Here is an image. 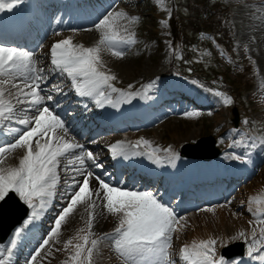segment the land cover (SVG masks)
<instances>
[{"label": "snow or ice", "instance_id": "snow-or-ice-1", "mask_svg": "<svg viewBox=\"0 0 264 264\" xmlns=\"http://www.w3.org/2000/svg\"><path fill=\"white\" fill-rule=\"evenodd\" d=\"M156 2L162 10L168 11L171 18L172 10L166 7L165 0ZM22 3L24 0H0V12H12ZM121 21L131 25L137 23L139 17L130 16L124 11H108L95 24L100 32L95 46L73 43L71 37L53 43L50 48L51 67L47 72L37 67L39 61L34 52L0 43V121H14L19 125L9 128L8 135L12 136V140L0 146V201L10 193H15L31 210L23 226L16 228L9 244H0V264H14L16 250L31 231L29 226L34 225L41 214L52 206L61 180V168L65 172L70 170L62 194L68 198L66 206L62 207L47 238L38 244L26 264H42V259L38 262V258H41L45 246L50 245V242L53 247L61 243L62 225L77 206L83 208L81 219L85 226L77 231L76 236L63 241L64 249L72 248L65 264H94V252L102 241L110 243L122 264H178L173 259L171 249L174 234L179 230L178 226L183 228L181 221L185 217L178 215L174 208L153 191L123 188L96 175L92 166L103 168V164L75 137L66 138L69 129L65 120L46 104V101L54 99L51 92H63L61 84H52L47 93L41 87L42 83L48 81L50 74L59 73L61 76L66 74L77 95L92 99L99 108L110 106L119 110L121 105L130 104L137 97L152 99L150 92L154 89L155 81L141 85L138 90H132L131 83L127 89L119 88L113 83L117 77L106 70L102 60L101 52L104 50L114 57L123 58L128 48L137 43L135 33L130 32ZM161 24L166 25L167 21H161ZM190 82L211 92L226 106L233 103L232 98L223 91L205 88L197 80ZM9 85L16 89L14 95L9 91ZM15 105L25 107L17 108ZM55 107L59 108L60 105L56 104ZM84 107L87 109L88 105ZM185 115L197 117L200 113L188 111ZM243 123L248 125L249 121L245 119ZM233 131L240 138H233L230 134L232 143L229 147H243L246 150L242 155L226 153V159L251 163L252 153L248 149L259 148L264 152V135L248 136L239 130ZM16 149L23 150L18 164L6 165L7 155ZM109 151L113 158L130 161L143 157L157 167L167 164L175 168L176 161L180 159V154L171 145L162 149L143 137L135 142L118 140L109 145ZM93 179L99 182L98 187L95 184L90 186ZM253 202L257 205L255 210ZM248 203V211L256 218L255 223L264 225V199L249 198ZM101 204L108 214L117 217L118 223L110 233L93 238L92 229L99 214L96 210ZM229 239H243L247 243L249 258L264 262V227L259 228V236L256 227H253L250 233L240 230ZM216 244L217 239L213 237L185 243L178 251L180 261L183 264H229L223 255L217 254ZM48 254H51L50 249Z\"/></svg>", "mask_w": 264, "mask_h": 264}, {"label": "rangeland", "instance_id": "rangeland-1", "mask_svg": "<svg viewBox=\"0 0 264 264\" xmlns=\"http://www.w3.org/2000/svg\"><path fill=\"white\" fill-rule=\"evenodd\" d=\"M225 3L227 4L228 7H230V9H232L231 23L234 27L235 57L236 60L242 62V67L236 65L234 66V69L240 73L241 77L244 76L246 80L248 81L250 80V85H252L250 87V92L245 93L243 95L244 96L243 98L246 99L245 96L247 95L250 103L254 104L256 108L261 109L259 119L260 121H264V0H225ZM165 4L167 8L171 9L172 4L170 2H167L165 0ZM183 5L185 7L184 9H182L183 13L187 14L188 11H190V9L187 7L188 4L184 0H183ZM192 12H194V10H191V13ZM160 17L164 19L161 21H167V23L170 22L168 11L161 9ZM171 17H172V13H171ZM161 21L159 22V27L161 28L160 33H165L167 28L166 25L161 24ZM148 25L149 27L147 28V30L150 31L151 29L150 21L148 22ZM147 33L148 35L145 36L150 37V32ZM195 52H196V56L199 59H201L207 67L215 68L217 67V65H222L219 69L220 71H222L223 69H225L224 67H227L228 65L226 64L227 61L225 60L223 55H221V53L218 51L215 43L211 47L208 46V47L200 48ZM101 53H103L107 58L110 59V61L113 63L112 65L118 66V70L121 69V71L129 73L128 75H132L133 73L137 74V72L144 69H147L152 74L158 75L165 70L167 62H170L167 54L165 52L163 53L160 52V49L155 50L154 46L152 47V51L144 53L139 58L135 57L132 59L130 58L125 59L123 57V58H119L118 60L117 58L111 55H107L108 51L106 50L102 51ZM118 73H119L118 76H121L119 71ZM223 79L224 78L220 79V84L223 81ZM184 103L185 105L187 104L186 107L190 109L189 102L187 103L183 101L181 103L183 107H184ZM181 105L179 103L177 107H181ZM188 111L190 110H187V112ZM161 117L163 120L165 118L166 119L164 122L161 121L158 123L160 126L159 129H157L156 134L154 133L155 130H153V128L151 127L142 131V134L140 136L149 137L148 139L151 140L154 146H158L162 149L171 145V147L174 150V148L177 146L194 142L198 138L207 135L208 133L209 134L212 133L214 125L216 124L215 118L213 117L205 118L203 116L187 117V116H175V115H168ZM241 117L243 119V115H241ZM158 124L156 125V128ZM158 135L160 136L161 139H159ZM140 136L135 134L134 137L138 140ZM158 139L160 141H158ZM5 163L7 164L6 161ZM191 166L193 167L192 164ZM255 169L257 170L256 175H254V177H252L245 185L236 188L232 197H230L232 199L231 203H229L230 207H226V205H223V207L221 208L224 209L222 211L225 213V216L229 220H223L220 223L219 211H218V207L216 206L210 207L213 209V211L197 210L198 212L195 211L194 215L185 214L186 217H189L188 224H193L196 222L197 226L196 224L192 225L193 228L190 230L194 231V235L192 234L190 241L189 240L181 241L182 244H185V242L190 243L193 239L200 240V239H207L209 237L214 238L215 233H213L212 231L220 230L221 229L220 227H222V229L227 233H229L228 235H230L233 228L239 225L238 219L235 218L236 216L238 218H243L245 222L247 220H251L253 215L251 212L248 211L249 205H247L248 203L246 202V200L248 201V196L250 198L251 197L253 198V196H255L256 194L254 193L256 187H259L264 184V166L262 167L258 166ZM201 171L203 172L204 170L202 169ZM258 194L256 195L258 196V198L260 197L264 199V196L261 195V193ZM98 203L101 202L98 201ZM253 205L257 207V205L254 202ZM205 209H209V208H205ZM96 211L99 214L95 219L94 227L92 229V231L94 230L93 238L97 237L101 232H108L109 230L114 229L116 224L118 223L117 217L108 214L106 210L103 209L102 204L101 207L97 208ZM58 213L59 212L53 214V217L55 219ZM234 213L236 214L234 215ZM77 214L79 215L80 213H76V210H74V212L69 216L68 220L70 218H76ZM84 215L86 214L84 213ZM55 219L53 220V222H55ZM182 221L184 224L183 228L179 227V231H177V234H181V232L183 233L185 231L184 229H186V224H187L186 218ZM107 224L110 225L106 226ZM84 226H85L84 220L81 219V216L77 217L76 219H73L72 221H67L64 225H62L61 239L64 238V240H66V238L70 236L72 232L76 233L80 228ZM252 226L256 227V229L258 230V228L262 227L263 225H257L255 222H253ZM196 229L200 230V237H196V233H195ZM258 233L259 232L257 231V235ZM228 235L226 237V240H229L230 236ZM105 244H107V242H105ZM216 245L220 247L221 242L218 240ZM100 246L101 244L99 245L98 251L95 250L94 252L93 261L97 262V264H107L110 258H112V261H110L112 262L111 264H114V262L118 261L117 257L119 256L114 251L113 247H111V249L109 250L108 246H106L107 252L102 254L100 250ZM179 247L180 245L178 244L177 240L173 239V247L171 249V252L173 259L175 260H177L176 257L178 256ZM49 249L50 247L47 245L45 246V250L42 251H48ZM61 254H59V258H57V260L59 259L60 261L64 260L60 256ZM64 255L67 254H63V257ZM99 259L102 260L100 261ZM177 261L178 264H180L179 260Z\"/></svg>", "mask_w": 264, "mask_h": 264}, {"label": "bare ground", "instance_id": "bare-ground-1", "mask_svg": "<svg viewBox=\"0 0 264 264\" xmlns=\"http://www.w3.org/2000/svg\"><path fill=\"white\" fill-rule=\"evenodd\" d=\"M95 33H96V31L94 30L93 31V34H91V33H84L85 35V37H89V39L90 38H92V37H96V35H95ZM107 51V50H106ZM104 53V52H103ZM105 54V53H104ZM107 54V53H106ZM108 55V54H107ZM106 57V56H105ZM109 57V56H108ZM107 58V57H106ZM121 64V63H120ZM133 81H134V79H132ZM67 127H68V129H69V126L67 125ZM69 135H71V136H74L75 138H76V140L80 143V144H82L83 146H84V144H83V134H74V130H72V129H69V133H68ZM118 140H120V139H118ZM117 140V141H118ZM91 149V151L92 152H96L97 151V146L96 147H91L90 148ZM178 162H181L180 160H177ZM194 163H196V162H192L191 164L193 165V167L191 166V168L190 169H187V172H192V171H194V172H198V174H197V176L198 177H200V180H205L206 179V177H205V171H201L200 170V173H199V171H198V164H194ZM134 167H137L138 169H141V168H144L145 170H147L146 168H151V169H153L152 171H154V169H156L157 168V166L156 165H153L151 162H149L146 158H143L141 161H135V162H133V164H132ZM189 166V167H190ZM166 172H171V173H173V170H172V168H170V169H167V171ZM167 173H165V175H166ZM241 175H244L243 173H241ZM230 176H233V175H231L230 174ZM234 176H236V174H234ZM192 178V182H195V181H197V179L194 177V176H192L191 177ZM148 179V180H147ZM147 179H145V182L146 183H149V184H151L152 182V180H153V178H151V177H148ZM91 184H95L96 185V187H98L99 186V182H96L94 179L91 181ZM90 184V185H91ZM253 195V194H252ZM259 195V194H258ZM7 198V197H6ZM5 198V199H6ZM252 198V197H251ZM260 198V197H259ZM4 199V200H5ZM3 202V201H2ZM1 202V203H2ZM0 203V204H1ZM247 205H249V204H247ZM176 206L178 207V208H180L182 205H180V204H176ZM252 206H255V205H253L252 204ZM222 207H218V211H219V220H220V223L223 221V220H229L226 216H225V213L222 211V210H224V209H221ZM185 210H184V206H183V210H182V212H184ZM177 213H179L178 211H177ZM191 214H195V213H191ZM178 215H181V214H178ZM253 215V214H252ZM226 218V219H225ZM110 221V220H109ZM112 222V221H111ZM108 225H110V224H107L106 226H108ZM181 225H184L183 224V221H181ZM247 227H249V226H247ZM178 229H179V226H178ZM217 229V228H216ZM179 231V230H178ZM213 233H214V231H212ZM179 233V232H178ZM182 233V232H181ZM196 237H200V230H198V229H196ZM177 234V233H176ZM193 240H195V239H193ZM190 241V240H189ZM185 243H187V242H185ZM189 243V242H188ZM106 246H108V244H105V242H102L101 243V246H100V250H101V252H102V254H104V253H106L107 252V249H106ZM100 261L102 260V259H99Z\"/></svg>", "mask_w": 264, "mask_h": 264}, {"label": "water", "instance_id": "water-1", "mask_svg": "<svg viewBox=\"0 0 264 264\" xmlns=\"http://www.w3.org/2000/svg\"><path fill=\"white\" fill-rule=\"evenodd\" d=\"M204 146H207L208 150L207 152L205 153H195V151H193V155L199 157V158H203V159H207V158H210L214 155V151H213V143L211 140L209 139H201L198 144L195 146V147H191L192 149H197V150H200L201 147H204Z\"/></svg>", "mask_w": 264, "mask_h": 264}]
</instances>
